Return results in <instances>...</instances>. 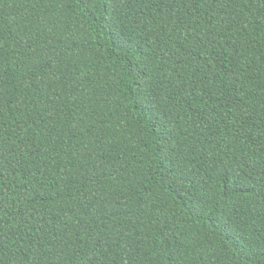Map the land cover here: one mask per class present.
I'll list each match as a JSON object with an SVG mask.
<instances>
[{
	"label": "trees",
	"instance_id": "16d2710c",
	"mask_svg": "<svg viewBox=\"0 0 264 264\" xmlns=\"http://www.w3.org/2000/svg\"><path fill=\"white\" fill-rule=\"evenodd\" d=\"M0 264H264V0H0Z\"/></svg>",
	"mask_w": 264,
	"mask_h": 264
}]
</instances>
